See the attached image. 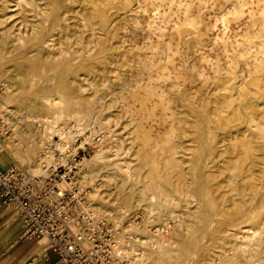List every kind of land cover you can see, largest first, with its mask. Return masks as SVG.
<instances>
[{
    "label": "rangeland",
    "instance_id": "rangeland-1",
    "mask_svg": "<svg viewBox=\"0 0 264 264\" xmlns=\"http://www.w3.org/2000/svg\"><path fill=\"white\" fill-rule=\"evenodd\" d=\"M146 1L0 0V20L11 17L0 25V104L13 127L0 155L35 160L53 115L46 144L75 136V181L95 210L117 215L109 223L130 246L128 264H154L148 245L160 236L171 237L167 264H264V235L246 237L254 222L231 240L216 218V187L235 167L244 199L263 183L264 200V0ZM186 24L195 32L175 37ZM60 94L71 109L50 110L45 99ZM144 151L153 161L143 167ZM255 205L263 217L260 197Z\"/></svg>",
    "mask_w": 264,
    "mask_h": 264
},
{
    "label": "built area",
    "instance_id": "built-area-1",
    "mask_svg": "<svg viewBox=\"0 0 264 264\" xmlns=\"http://www.w3.org/2000/svg\"><path fill=\"white\" fill-rule=\"evenodd\" d=\"M12 132L9 114L0 111V154ZM66 133L60 131L58 142L46 144L32 162L0 168V194L17 211L22 239L46 240L43 257L52 251L60 264H123L115 228L75 181L83 158L75 152V136L69 141Z\"/></svg>",
    "mask_w": 264,
    "mask_h": 264
},
{
    "label": "bare ground",
    "instance_id": "bare-ground-1",
    "mask_svg": "<svg viewBox=\"0 0 264 264\" xmlns=\"http://www.w3.org/2000/svg\"><path fill=\"white\" fill-rule=\"evenodd\" d=\"M23 1V0H22ZM29 1V0H28ZM142 1H146V0H142ZM154 0H152V2H153ZM158 1V0H157ZM180 1V0H179ZM184 1V0H183ZM12 2H14V0H7V3H6V5H5V9H9L10 8V3H12ZM139 2V1H138ZM147 2V1H146ZM161 2V1H160ZM60 3V2H59ZM105 3H107V2H105ZM140 3H142V2H140ZM149 3V2H148ZM154 3V2H153ZM26 4V3H25ZM139 4V3H138ZM158 4V3H157ZM156 4V5H157ZM191 4V3H190ZM189 4V5H190ZM103 5V4H102ZM141 5V4H140ZM152 5V4H151ZM161 5V4H160ZM241 5V4H240ZM182 7V6H181ZM141 8V7H140ZM156 8V7H155ZM161 8V7H160ZM169 8V7H168ZM190 8H191V6H190ZM190 8H189V10H190ZM198 8V7H197ZM60 9H61V7H60ZM132 9V8H131ZM146 9V8H145ZM158 9V8H157ZM31 10V9H30ZM141 10V9H140ZM149 10V9H148ZM188 10V11H189ZM192 10V9H191ZM198 10V9H197ZM158 11V10H157ZM136 12V11H135ZM151 12V11H150ZM154 12V11H153ZM181 12V11H180ZM57 13V12H56ZM58 13H62L61 11L59 12L58 11ZM139 13H140V11H139ZM165 13V12H164ZM168 13V12H167ZM191 13V12H190ZM194 13V12H193ZM264 13V12H263ZM150 14V13H149ZM155 14V13H154ZM158 14V13H157ZM151 15V14H150ZM170 15V14H169ZM7 15H5V16H3L2 17V19L0 20V25H3V24H5L6 23V21L8 20V19H10L11 17H6ZM29 16V15H28ZM144 16H145V14H144ZM202 16V15H201ZM199 17V15L197 16V18ZM23 18V17H22ZM159 18V17H158ZM191 18V17H190ZM149 19V18H148ZM14 20V19H13ZM182 20V19H181ZM186 20H187V18H186ZM197 20V19H196ZM193 21V20H192ZM21 22V21H20ZM191 22V21H190ZM190 22H188L189 24H190ZM195 23V22H194ZM183 24V23H182ZM191 24H192V22H191ZM48 25H50V24H48ZM48 25H47V27H48ZM187 25V24H186ZM186 25L184 26L183 25V27H186ZM193 25V24H192ZM192 25H191V27H189L188 25V27L189 28H185V29H183V30H178V32L176 31V36L175 37H178V36H181V35H183V33H188V32H195V27H193L192 28ZM161 26V25H160ZM194 26H196V25H194ZM50 27V26H49ZM48 27V28H49ZM227 28V27H226ZM258 28V27H257ZM30 29V28H29ZM50 29V28H49ZM198 29V28H197ZM196 29V30H197ZM167 30V29H166ZM253 30H254V28H253ZM263 30V29H262ZM255 31V30H254ZM46 32V31H45ZM173 35H174V33H173ZM46 36H47V33H46ZM260 36V35H259ZM260 37H264V33L260 36ZM47 38H48V36H47ZM66 39V38H65ZM14 41H15V43H17L18 41H20V39H18V38H15V39H13ZM183 40V39H182ZM262 41V40H261ZM263 41H264V39H263ZM45 42L46 41H42L40 44L42 45V48H43V44H45ZM253 43H256V42H258V40H255L254 39V41H252ZM251 42V43H252ZM259 43V42H258ZM36 44H38V43H36ZM35 44V45H36ZM165 44V43H164ZM257 44V43H256ZM263 44V43H262ZM32 45H34V44H32ZM260 45V44H259ZM250 46V45H249ZM20 47H22V46H20ZM52 47V46H51ZM254 47V46H253ZM259 48H261L260 46H259ZM258 48V49H259ZM178 49V48H177ZM179 50V49H178ZM253 50V49H252ZM255 50V49H254ZM253 50V51H254ZM24 51V50H23ZM23 51L21 52V53H23ZM259 51V50H258ZM249 52V51H248ZM19 53V52H18ZM252 53V52H251ZM264 54V53H263ZM24 55V54H23ZM247 55V54H246ZM245 55V56H246ZM170 58V57H169ZM245 58V57H244ZM250 58H251V56H250ZM258 58V57H257ZM245 59H249V57L248 58H245ZM255 61H256V59H254ZM248 61V60H247ZM258 61V60H257ZM259 61H260V59H259ZM263 61V60H262ZM257 63V62H256ZM262 63V62H261ZM255 64V63H254ZM258 64V63H257ZM247 65V64H246ZM264 65V64H263ZM262 65V66H263ZM258 66H260V65H258ZM258 66L255 68V71L257 72V71H259L260 70V68H258ZM264 67V66H263ZM248 69V68H247ZM64 72V71H63ZM232 72V71H231ZM61 73V72H60ZM60 73H59V75H60ZM69 77V76H68ZM232 78V77H231ZM260 81H261V79H260ZM259 81V82H260ZM245 83V82H244ZM262 84V83H261ZM148 92V91H147ZM153 92V91H152ZM151 92V93H152ZM150 93V94H151ZM154 93V92H153ZM261 94V93H260ZM152 95V94H151ZM262 96V95H261ZM66 97L65 96H63L62 94H60V95H58V97L57 98H55V99H45V101H44V103L47 105V106H49V109L50 110H56V109H59L60 107H63L62 109H63V111H66V110H69V109H71V102L69 101V102H67L66 101V99H65ZM63 105V106H62ZM7 108V107H6ZM0 111H5V112H9L8 110H6V109H3V105L2 104H0ZM241 112V111H240ZM9 114V113H8ZM256 114V113H255ZM39 118H42V117H39ZM251 118V117H250ZM247 119V118H246ZM38 120V119H37ZM45 120H47L49 123L45 126V128L46 129H44L45 130V132L44 133H42L41 135H40V137H39V139L38 140H33L34 142H35V146H38V147H44L45 146V144L47 143V142H49V141H51V134H52V132H53V129L55 128V123L56 122H54V120H56V118L52 115V117L50 116V117H48V118H45ZM42 121H43V119H42ZM252 121V120H251ZM259 121V120H258ZM33 122V121H32ZM32 122H29L30 123V126L31 125H33V123ZM245 125V124H244ZM213 127V126H212ZM139 130V129H138ZM264 130V129H263ZM43 132V131H42ZM209 133V132H208ZM207 132L205 133V135L206 134H208ZM236 133V132H235ZM209 134H211V132L209 133ZM258 135H264V131H261V129H258ZM232 136V135H231ZM241 136V135H240ZM144 137V136H143ZM207 137V136H206ZM238 139H239V136H235V137H233V140H232V143L230 144V145H232V147H233V149H236L237 147H238V145H239V141H238ZM227 141V140H226ZM207 142V141H206ZM17 143V142H16ZM15 143V144H16ZM208 144V143H207ZM242 146L244 147L245 145L244 144H242ZM205 147H207V146H205ZM249 147H250V144H249ZM169 148V147H168ZM169 149H171V148H169ZM173 152H175V151H173ZM31 153H35V149H31ZM243 154H247V150H244L243 151ZM170 157H172V156H170ZM173 159V158H172ZM203 159H204V157H203ZM185 160V159H184ZM142 161V160H141ZM143 167L145 166V164L144 163H147V162H149V161H153V160H151L150 159V157H148L147 156V154H146V152L144 151L143 152ZM124 165L123 166H121L120 167V170L124 173V172H126L127 171V169H129V167H128V165H127V162H124L123 163ZM165 164V163H164ZM235 164H236V161H235ZM202 165H203V163H202ZM141 166V165H140ZM147 166V165H146ZM206 167V166H205ZM229 167V166H228ZM231 167V166H230ZM232 168V167H231ZM125 169V170H124ZM235 170H234V173L233 172H231L232 174H231V176L229 175V178H230V180H229V182H230V184L229 185H222V183L220 182L219 184H218V186L216 187V189H217V191H218V193L220 194V198H219V208H220V210H221V212H220V214L216 217L217 218V222H218V220H219V224L224 228V230L222 231V233H223V235H224V237H226V238H231V240L232 239H234V238H239V237H241V236H243V237H245V235L246 234H244V233H242V234H244V235H241V232L240 231H242L243 229H246L245 227H246V225L247 224H251L252 222H254L250 227H249V229L251 230V233L250 234H247L248 236H246V237H251L250 238V241H254L255 239H258V238H260V237H262L263 235H264V216L263 217H258L257 216V212H258V210H259V207H258V205H255V202L258 200V198L260 197V199H261V202H262V205L264 206V200L262 201V196H263V191H262V188H263V183L262 184H260L261 186H259L261 189H259V190H256V197H255V199L254 200H250V201H246L244 198H245V196H246V188L243 186L242 188H241V190H240V188L238 187V186H236V183H237V178L238 177H240L239 175H238V171L240 170V166H238V167H235L234 168ZM151 171V170H150ZM149 171V172H150ZM162 171V170H161ZM204 171V169L203 170H201V172L202 173H205V172H203ZM181 172V171H180ZM241 172L242 173H245L246 171L244 170V169H241ZM151 174V173H150ZM160 174V173H159ZM177 174V173H176ZM244 175V174H243ZM249 175V174H248ZM254 175V174H253ZM151 176V175H150ZM159 176V175H158ZM203 177H204V175H203ZM130 178V177H129ZM186 178V177H185ZM247 178V177H246ZM151 180H152V178H151ZM223 181V180H222ZM152 182H153V180H152ZM154 183V182H153ZM201 183V182H200ZM197 184V183H196ZM143 188V187H142ZM185 190V189H184ZM193 192V191H192ZM152 196V195H151ZM198 196V195H197ZM152 198V197H151ZM154 199V198H153ZM154 201V200H153ZM188 202V201H187ZM257 204V203H256ZM247 205V206H246ZM246 207H250L248 210L246 209ZM260 212V211H259ZM102 214L103 215H106L107 216V218L109 219V221L111 220L113 223H114V225L115 226H117L118 225V222L116 221V222H114L115 221V219H117V215L116 214H113V213H106V212H102ZM171 217V216H170ZM175 217V223H178V224H180L181 223V219H179L178 217H176V216H174ZM214 217V216H213ZM216 218H215V220H216ZM148 219H149V217H148ZM213 219V218H212ZM257 220V221H256ZM216 222V221H215ZM247 229H248V227H247ZM162 230V229H161ZM206 233V232H205ZM242 238V237H241ZM244 239V238H243ZM264 239V238H263ZM170 240H171V237L170 236H160V238L158 239V241H157V247L156 248H154V246H153V243L152 242H150V244L148 245V248H149V254H151L149 257H148V259L149 260H151V261H154L155 260V263L154 264H167V262H168V259H167V257H166V255H167V249H166V247L168 246V244H169V242H170ZM153 241V240H152ZM175 241V240H174ZM229 241V240H228ZM246 241V240H245ZM227 242V241H226ZM117 243H118V246H119V252H120V255H121V257L123 258V260L125 261V263L126 264H128V257H127V255H128V249L130 248V246L128 245V243L127 242H125V241H123V239H119L118 241H117ZM127 243V244H126ZM143 243H144V241H143ZM224 243V242H223ZM240 243V242H239ZM250 243H252V242H250ZM247 245V244H246ZM245 245V246H246ZM244 246V245H243ZM260 246V245H259ZM249 247L250 246H248V247H246V248H240V252H241V250H242V252H244L245 250L246 251H248V249H249ZM234 248V247H233ZM231 249H232V247H231ZM154 250H156V251H154ZM204 250V249H203ZM201 248H198L197 250H196V254L197 255H199L202 251H203ZM245 251V252H246ZM209 253V252H208ZM153 254H155L157 257L154 259L153 257H152V255ZM140 255V254H139ZM196 255V256H197ZM195 256V257H196ZM134 258V257H133ZM140 258V257H139ZM153 258V259H152ZM249 259V258H248ZM143 260H144V258H143ZM189 260H191V259H189ZM130 261V260H129ZM140 261V260H139ZM180 261V260H179ZM192 261V260H191ZM191 261H189V262H191ZM135 262V261H134ZM217 264H218V261H217Z\"/></svg>",
    "mask_w": 264,
    "mask_h": 264
},
{
    "label": "crops",
    "instance_id": "crops-1",
    "mask_svg": "<svg viewBox=\"0 0 264 264\" xmlns=\"http://www.w3.org/2000/svg\"><path fill=\"white\" fill-rule=\"evenodd\" d=\"M10 166L5 156L0 155V168ZM23 226L14 208L5 205L0 194V264H60L59 256L49 251L43 257L46 240H23Z\"/></svg>",
    "mask_w": 264,
    "mask_h": 264
}]
</instances>
